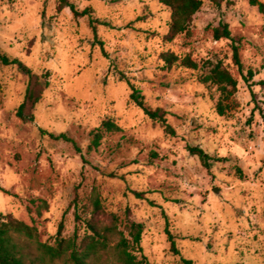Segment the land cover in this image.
I'll use <instances>...</instances> for the list:
<instances>
[{
  "label": "rangeland",
  "instance_id": "1",
  "mask_svg": "<svg viewBox=\"0 0 264 264\" xmlns=\"http://www.w3.org/2000/svg\"><path fill=\"white\" fill-rule=\"evenodd\" d=\"M68 1L90 10L95 29L88 16L59 12V0H0V49L38 75L42 90L27 120L18 119L28 79L0 62V222L12 216L35 226L50 245L61 224L62 237L82 238L76 213L90 218L84 207L97 189L98 220L115 214L127 234L129 211L144 224L149 264H264V15L248 0H203L190 33L168 43L171 12L159 0ZM221 23L239 43L243 74L253 72L249 84L232 42L214 39ZM167 52L199 68L168 70ZM207 61L223 62L238 81L224 116L217 87L200 80ZM131 85L165 113L174 135L130 100ZM106 119L122 131L90 149ZM190 148L209 156L207 166Z\"/></svg>",
  "mask_w": 264,
  "mask_h": 264
},
{
  "label": "trees",
  "instance_id": "2",
  "mask_svg": "<svg viewBox=\"0 0 264 264\" xmlns=\"http://www.w3.org/2000/svg\"><path fill=\"white\" fill-rule=\"evenodd\" d=\"M160 4L167 7L171 12L169 33L165 36V41L173 42L177 37L190 33V27L195 15L201 10L203 0H159ZM252 7H257L264 15V4L258 0H248ZM70 9L76 19L88 16L90 24L94 27V20L89 9L79 11L78 8L68 0H59L58 11L62 12ZM216 41L229 40L232 42L233 61L242 74L245 83L249 84L253 78V72L243 74V64L240 57V46L233 37L230 27L226 23H221L213 30ZM103 46V43H99ZM165 68L172 70L180 67L188 70H197L199 64L190 56L181 57L173 52L161 55ZM0 62L4 66H16L19 72L28 79L27 89L23 103L17 111V118L26 121V112L33 109L42 99V90L39 89L40 77L25 66L18 59H11L3 54L0 49ZM203 70H208L201 77L203 84L216 86L221 101L217 106V112L224 116L227 107L223 102L229 101L238 91V81L232 75L223 62L213 63L207 61L203 63ZM125 80V76H121ZM48 84V83H47ZM264 85V81L261 83ZM132 93L130 100L139 107L155 123L161 124L165 132L174 135V130L167 124L165 113L160 109L152 110L145 104L142 92L131 85ZM34 121L30 115L29 119ZM122 129L111 119L104 120L101 125L91 132L90 149H98L104 136L110 133L121 132ZM55 141L72 142L65 134L55 136L54 134L42 131ZM79 150V149H78ZM193 155L199 156L201 161L207 166L209 156L199 148H190ZM138 199H143L142 193H134ZM154 206V203H151ZM85 212L90 214V218H83L76 213V220L86 226V234L80 238L77 233L71 237H62L63 224L60 225L59 232L54 245L43 243L40 240L38 228L20 221L12 216H5L0 222V264H149L148 258L144 255L142 248V237L145 230L144 224L130 220V212L127 211V224L125 231L121 229L119 217L111 215L110 221L104 223L97 219L103 213L102 196L97 189H94L88 207H84ZM171 252L179 255L175 237L166 228ZM34 249H33V247ZM183 264H194L192 261L183 260Z\"/></svg>",
  "mask_w": 264,
  "mask_h": 264
},
{
  "label": "water",
  "instance_id": "3",
  "mask_svg": "<svg viewBox=\"0 0 264 264\" xmlns=\"http://www.w3.org/2000/svg\"><path fill=\"white\" fill-rule=\"evenodd\" d=\"M216 192H218V191H216Z\"/></svg>",
  "mask_w": 264,
  "mask_h": 264
}]
</instances>
